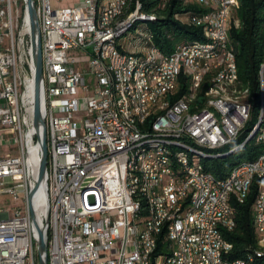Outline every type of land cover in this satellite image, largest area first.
<instances>
[{
    "label": "built area",
    "instance_id": "obj_1",
    "mask_svg": "<svg viewBox=\"0 0 264 264\" xmlns=\"http://www.w3.org/2000/svg\"><path fill=\"white\" fill-rule=\"evenodd\" d=\"M203 1L218 3V10H213L217 26L211 29L221 35L220 55L208 58L206 51L184 49L182 45L173 48V58L159 55L161 69L151 71L148 80L151 96L156 86L174 77L169 64L175 59H183L184 79L188 78L185 66H194L200 73L216 63H227L232 69L230 55L223 49V27L237 28L236 7H230L228 0ZM33 2L41 32L48 200L43 189L37 187L40 148L33 129L34 61L26 10L23 0H0V150H7L0 153V196L21 205L0 206V264H39L35 262L37 232L30 206L39 226L45 227L48 264H153L151 248H158V242L146 239V256H138L136 237L146 235H138L129 227V220L134 219L133 204L128 199L123 163L128 143L138 135H131L113 118L114 97H108L104 73L105 56H112L116 68L129 60L124 48L114 46V37L128 23L116 30L105 28V21L114 17L122 4L104 10V0L101 4L74 0L58 8L52 7L53 2L60 4L63 0ZM95 8L103 10L99 29H92ZM140 16L139 12L134 15ZM193 19L199 27L208 24L203 12ZM140 37H146V32ZM96 45H103V52H96ZM142 53L144 61L158 54L148 49ZM252 101L249 91L244 99H236V106H225V99H213L209 111L190 120H183V105L170 106L155 124L162 126V133L149 135L172 133L173 141L193 139L197 146L238 142L246 133ZM119 105L123 109L122 103ZM212 110H220L221 120L212 118ZM177 123H184V131H177ZM217 124H224V133H217ZM145 152H149V170L156 171L159 182H167V190L159 189L160 218L167 215L166 206L179 207V198L188 197L187 206L180 207L186 210L203 189H210L209 204L203 206L201 214L189 215L199 221L200 240L192 241L189 235L186 247L196 244L199 256L181 254V264H227L219 261V253H230L232 248L217 239V230L231 227V218L222 208L223 191L231 189V199L239 203V198L247 197H234V190H250L252 182L258 181L253 204L259 205L262 225L264 146L254 162L234 168L227 180H212L197 170L179 175L181 165H175L174 170L161 169L153 148ZM151 185L158 188V184ZM169 222L179 223L180 231V215L169 217ZM260 236L264 237V226ZM171 262L174 264V260Z\"/></svg>",
    "mask_w": 264,
    "mask_h": 264
},
{
    "label": "bare ground",
    "instance_id": "obj_2",
    "mask_svg": "<svg viewBox=\"0 0 264 264\" xmlns=\"http://www.w3.org/2000/svg\"><path fill=\"white\" fill-rule=\"evenodd\" d=\"M193 1L206 8L203 11V18L208 19V24H203L200 28L203 30V37L207 42L204 43V40L182 41L174 47L182 45L184 49L206 51L208 58H216L220 55L221 35L219 32H214L211 27L217 26V14H213V10H218V3L203 0ZM92 4H101V0H92ZM119 4L122 5L117 11H114V17L105 21V28L116 30L128 23L125 29L114 37L116 49H123L124 47L119 45V40L135 29L138 22L152 21L155 19V15L145 13L141 4L133 0H104V10H111L112 5ZM228 4L230 7H236L237 1L228 0ZM138 12L142 16L134 17ZM175 18L184 24L199 27V23H195V19H193L198 18V12L176 15ZM102 21V8H95L92 14V29H99ZM229 29L230 27H223V49L232 60L231 70L227 68V63L205 66L201 73L194 66H185L184 74L188 78L184 79V75H182L183 59H175L169 64V73H174V77H170L168 82L156 86L153 96H151V87H148V80H151L150 72L161 69L162 56L159 55H164V58H173L176 56V49L166 54L158 50L152 42L149 30L145 28L138 29L137 38H133V41H137V47L131 51L124 49V53H129V60H123L119 68H116L112 56L104 58V73L108 78V97H114V103H111V114L120 127H124L131 135H138L128 143L123 163V170H125L128 182V199L133 204L134 219L129 220V227H132L138 235H146V238L136 237V254L146 256V239L158 242L162 235L163 242L167 243L166 249L161 250V253L158 248H151L153 264H173L172 260H174V264H181V254L199 256L196 244H189V248L186 247L189 235H192V241L200 240L199 221L192 220L189 215L201 214L203 206L209 204L210 189H203L202 195L194 198L193 206L186 210H180V207L187 206L188 197L179 198V207L166 206L167 215H162L160 218V209L157 206L159 189L167 190V182H159L156 171L149 170V152H145V150L153 148L155 161L160 163L161 169L174 170L175 165H181L179 175H187L189 172L197 170L205 172L212 180H227V178H231L234 168L245 165V162H254V159L235 165L224 178H217L213 173L206 171L203 161L228 156L244 148L251 141L264 146V63L260 65L258 71L260 90L258 118L250 125L253 117L252 104L250 121L247 124L246 133H242L240 141L197 146L194 145L193 139L173 141L172 133L149 135L150 133H162V126L155 124L164 115V110L170 109V106L183 105V120H190L209 111L213 105V99H225V106H236V99H244L246 91L241 88L238 78L235 48L230 41ZM144 32H146V37H140ZM147 49L158 52V54H152L151 61H144L142 52ZM96 52H103V45H96ZM180 85H183L184 91L177 97ZM146 97H149L148 102H146ZM119 103H122L123 109ZM144 105L145 109L143 110ZM212 118L221 120L220 110H212ZM177 131H184V123H177ZM217 133H224V124H217ZM180 154L187 157L180 156ZM151 184H158V188ZM249 191L234 190V197H247ZM245 200L246 198H239V203H243ZM222 208L231 218V227L227 231L232 230L236 224L232 209L231 189L223 191ZM179 215L180 222H182L180 231L179 223L169 222V217ZM252 225L257 235V249L254 254L230 260L226 253H219V261H224L227 264H235V261L237 264H264V237L260 236L262 235V226H264V208H262L261 225L258 204L252 205ZM223 233L224 230H217V239L225 241L226 248H232Z\"/></svg>",
    "mask_w": 264,
    "mask_h": 264
},
{
    "label": "trees",
    "instance_id": "obj_3",
    "mask_svg": "<svg viewBox=\"0 0 264 264\" xmlns=\"http://www.w3.org/2000/svg\"><path fill=\"white\" fill-rule=\"evenodd\" d=\"M141 4L145 13L155 15L147 21V30L152 36L154 46L163 53H170L174 46L182 41L204 40L200 27L188 25L175 18L193 12H203L206 8L192 0H133ZM234 25L230 27L229 37L235 48L236 65L241 88L253 96L252 125L258 118L260 107V90L258 71L264 63V0H236ZM183 82V81H182ZM183 86V85H182ZM180 85L177 94L180 96L184 87ZM255 120V121H254ZM262 146L254 141L244 148L225 157L203 161L206 171L217 178H224L230 170L243 161L253 160L261 152ZM258 181L254 180L249 194L243 203L232 200L235 227L224 231V238L232 245L226 256L230 260L245 258L254 254L257 249V235L252 225V205L257 194ZM161 235L158 240V251L166 249Z\"/></svg>",
    "mask_w": 264,
    "mask_h": 264
},
{
    "label": "water",
    "instance_id": "obj_4",
    "mask_svg": "<svg viewBox=\"0 0 264 264\" xmlns=\"http://www.w3.org/2000/svg\"><path fill=\"white\" fill-rule=\"evenodd\" d=\"M24 8L26 10L27 20L29 23L30 41L32 47V55L34 61V96H33V129L36 140L40 148V164L38 171V184L41 187L48 200L47 191V144H46V129L42 113V52H41V32L39 21L37 18L33 0H23ZM30 218L33 227L37 232V253L39 264H48L47 247L45 239V227H40L34 211L30 206ZM47 225V221L45 226Z\"/></svg>",
    "mask_w": 264,
    "mask_h": 264
},
{
    "label": "rangeland",
    "instance_id": "obj_5",
    "mask_svg": "<svg viewBox=\"0 0 264 264\" xmlns=\"http://www.w3.org/2000/svg\"><path fill=\"white\" fill-rule=\"evenodd\" d=\"M73 1L74 0H63V2L60 4H56L53 2L52 7L58 8V7H62L65 5H70ZM147 25H148L147 22H138L135 29H132L128 34H126L123 38L119 40V45H122L124 49H126L127 51H131L130 45H132V49H135L137 47V41H133V38H137L138 29H145ZM89 77H90V74L88 73L85 74L86 80H88ZM4 152H7V150L6 149L0 150V153H4ZM0 206L5 207V208H11L14 206L20 207L21 205L18 203L12 202L8 196L2 195L0 196ZM35 262H38L37 257L35 258Z\"/></svg>",
    "mask_w": 264,
    "mask_h": 264
}]
</instances>
